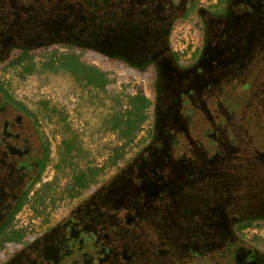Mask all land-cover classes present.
I'll return each instance as SVG.
<instances>
[{
	"label": "rangeland",
	"instance_id": "rangeland-1",
	"mask_svg": "<svg viewBox=\"0 0 264 264\" xmlns=\"http://www.w3.org/2000/svg\"><path fill=\"white\" fill-rule=\"evenodd\" d=\"M81 1L0 0L1 54L16 44L30 49L28 60L0 70V87L30 113L0 100V138L29 154L41 138L47 150L38 181L10 224L34 240L20 244L12 264H80L79 243L94 258L85 264H188L192 254L208 257L203 264H264L254 248L264 247V224L243 228L239 244L231 226H221L263 213L245 184L247 161L258 169L264 159L263 145L254 143L264 134L261 64L250 60L233 82L227 69L211 67L218 59L210 35L215 19L203 10L204 20L190 8L165 39L155 35L158 22L173 12L160 16L162 0L155 17L132 14L146 0H107L104 10L113 12L104 19L102 9L89 14ZM196 1L206 9L219 2ZM141 54L156 60V81L105 57ZM65 55L103 72L105 88L60 66ZM139 82L148 119L128 141L111 130V119L128 107ZM88 167L95 171L90 190L74 189V176ZM121 224L134 235L130 243H115L120 231L113 227ZM2 253L0 264L6 262Z\"/></svg>",
	"mask_w": 264,
	"mask_h": 264
},
{
	"label": "flooded vegetation",
	"instance_id": "flooded-vegetation-1",
	"mask_svg": "<svg viewBox=\"0 0 264 264\" xmlns=\"http://www.w3.org/2000/svg\"><path fill=\"white\" fill-rule=\"evenodd\" d=\"M106 1L107 0H83V2L81 1V3H83V5H85L86 7L88 6L89 12H94V10H92L93 7L100 10L102 9L100 11L102 12L100 18L104 19L107 16H111V13L113 12H106V10H104L107 6L105 4ZM139 1L140 0H137L136 2L137 4L141 3V6L139 7L140 9L138 10V6L137 9L135 7L132 14H134V16H141L142 14L147 12V14L151 17H155L154 9L157 8V0H146L140 3ZM162 1V8L161 11H159L160 16L166 17L167 13H173H171L169 21L167 22L165 20L159 19V27H157L158 31H156L157 33H155V35L157 34V37L161 35L165 39L168 38V33L169 31H171L170 28L172 23L176 20H180L190 8H195L198 18L204 20V18L202 17L203 15L201 14V10H203L206 13L213 15L215 19V23L212 26L210 35H213L214 37V43L217 49L215 53L216 55L218 53V59H214L211 67L213 65H217L218 67H220L221 70L218 73H223L224 68L227 69L229 72L227 76V78H229V82H233L232 78L236 79L235 81H238V79L242 77L240 76L238 78L235 75H237V73H239L242 69L244 70V68H246V65L249 66L248 64L250 60H252L251 66H255L256 63H260V69L264 71V0H219V2L216 3L218 5L214 9H206L205 7L198 8L196 6V0ZM167 50L168 54L171 57L169 49ZM154 62L158 72V66L155 59ZM262 75L260 76L261 80H259L260 86L262 85L260 84L263 79ZM243 77L245 79V76ZM223 79L225 78L219 79L218 83L222 81L224 82ZM0 100L1 103L8 104L1 98ZM39 143V148H37L38 153L36 151L33 154H29L28 150L24 148L20 152H14L7 141L3 140L2 137L0 138V225L12 211L13 207L17 203L16 201L18 200L19 196L25 191L26 188H28L29 183L39 172L43 158V146L41 140H39ZM255 170L257 169L255 168ZM161 205L162 204H160L159 207H161ZM193 219H197L196 222H202L200 217ZM193 224L195 225V223ZM231 224L232 222L227 223V221H223V224H221V226L225 228L227 225L232 226ZM108 227H113V225ZM120 227H122V224L119 227H116V225L113 227L117 231H120L118 232L119 234L117 235V237H114L115 243H130V236L134 235L129 234L128 231ZM120 236L124 238L126 236V240H122L123 242L117 241L119 240ZM234 243L236 244L242 242H238V239H235ZM77 249L78 251H80V264H85L87 261L89 262L91 260H94V258L91 257L92 255H89L88 252L85 251L88 249H84L82 243H79V248ZM20 253V251L16 252L9 260H6V262H4L3 264H12V261H15L18 257L21 256ZM71 258L72 257L66 255L65 253L63 254V259H65L66 261L72 262ZM53 260H56V262H58L59 259L57 257H54ZM95 262L97 263V261ZM95 262L94 264H96ZM76 263L78 264V262H73L71 264ZM62 264L66 263H64V261L62 260Z\"/></svg>",
	"mask_w": 264,
	"mask_h": 264
},
{
	"label": "trees",
	"instance_id": "trees-1",
	"mask_svg": "<svg viewBox=\"0 0 264 264\" xmlns=\"http://www.w3.org/2000/svg\"><path fill=\"white\" fill-rule=\"evenodd\" d=\"M54 6V5H53ZM51 6V8H53ZM197 7H202V4L196 1ZM88 8V6H87ZM94 12L96 10H99L95 7H93ZM90 14V12H89ZM168 39V38H167ZM92 40H96V38H93ZM169 52L171 54L172 59L175 61L177 57L175 56V53L172 51L171 47H168ZM30 55V49L27 47H24L20 44H16L15 46L11 47L9 50L6 51V55L0 54V70L4 69L8 66H14L19 65L23 63L24 61L29 59ZM107 60L111 61L112 63H117L118 67L120 69H126L127 71H132L139 76H142L143 78L152 79L154 81L157 80L158 72L157 68L155 66L154 59H151L149 57L142 58V54L137 58H126L125 56H116V55H110L105 56ZM146 57V56H145ZM62 59L66 60L63 63L58 62L60 66L67 69L73 76L80 78L88 83H94L95 86L100 88H105L107 84V78L105 77V74L98 69H94L91 67H86L84 64L80 63L78 59L72 57V56H62ZM82 75V77H81ZM80 76V77H78ZM247 84V87H251L250 83ZM262 90H264V85L260 86ZM261 90V91H262ZM0 98L8 103L13 108L19 110L22 112L25 116H29L30 113L27 110V108L22 105L21 103L15 101L10 95H8L1 87H0ZM128 107L125 108L123 111L116 113L112 119H111V130L118 131L124 140H133L136 134L138 133L140 127L142 124L148 119V115L146 113V110L149 106V100L145 96L143 91V84L142 82H139L134 85V94L128 95L127 99ZM36 123V122H34ZM260 137V136H259ZM42 146H43V158L41 162V167L39 169V172L36 174V176L32 179V181L29 183L28 188L25 189V191L19 196L17 203L13 207L12 211L8 215V217L2 222L0 225V251H2L3 259L7 260L11 258L16 252L21 251V249L24 247L20 246L21 243H29L32 240H34V237L32 236H25L23 237L21 234H19L15 229H10V224L13 221L15 215L21 210L25 202L27 201L28 194L31 192L32 186L38 181V178L44 168L45 162H46V156H47V150L44 145V141L40 138ZM232 140V139H231ZM263 145L262 152L259 150L260 153L264 152V134L261 135L259 140H256L254 143H259ZM253 145V142L252 144ZM69 146H67L68 148ZM257 148V147H254ZM259 149V148H258ZM120 155V150L115 149L113 160L115 161ZM254 157L257 156L258 153L253 154ZM264 157V155H263ZM252 165L251 161H247V164H245V167L247 169V179L245 181L246 187L249 189V192L251 193L252 197L255 195V198H253L252 203L254 206L260 207L263 213L256 214L255 217H251L248 219H241L236 218L232 221L231 226V232L235 236L236 239H238V242H244L241 239V236L239 235L240 231L243 228L248 227L251 225V222H260L261 224H264V159L261 161V165L258 166V169L255 170V168ZM116 170H120V168L117 167ZM95 175L94 169L88 167L86 171H79L74 176L73 181V188L77 190H83V189H89L88 184L89 180L93 178ZM233 181V180H232ZM102 183L101 185H103ZM92 194V193H91ZM37 195V193H36ZM256 195H259L258 198ZM239 236V237H238ZM239 244V243H236ZM255 250L260 255L264 254V247L259 249L256 245H254ZM127 257L130 258L129 255H133L130 250L127 251ZM137 253H135L136 256ZM208 257H202L198 255H191L188 264H203L204 261L207 260ZM1 261V259H0ZM171 264V262H170ZM173 264H184L181 261H177Z\"/></svg>",
	"mask_w": 264,
	"mask_h": 264
}]
</instances>
